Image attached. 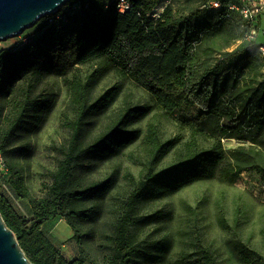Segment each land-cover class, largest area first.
<instances>
[{"label":"trees","instance_id":"1","mask_svg":"<svg viewBox=\"0 0 264 264\" xmlns=\"http://www.w3.org/2000/svg\"><path fill=\"white\" fill-rule=\"evenodd\" d=\"M131 3V9L122 14L118 12L115 0H72L54 15L41 18L38 32L27 43L0 50V153L3 157L23 136L35 133L53 109L55 94L37 92V86L46 77L65 76L78 64L100 61L85 78L74 76L68 83L69 102L76 118L67 122L72 133L48 195L35 199L28 195L20 177L16 180L13 175L10 179L13 189L21 197L30 198L34 206L33 217L28 219L20 215L10 198L0 192V211L27 256L36 264L86 263L83 257L67 259L45 234L43 226L61 215L73 229H78L77 220L86 222L95 217L97 211L94 207H85V202L102 199L114 187L115 178L108 176L78 189L72 188L75 163L84 159L105 160L121 153L138 137L137 130L127 127L149 111L147 106L128 107L92 141H81L84 121L103 113L119 94V88L114 86L93 103L88 101L95 83L111 69L117 68L135 78L168 113L194 109L192 118L196 123L210 124L223 135L241 140L257 142L263 134L264 85L248 92L237 107L228 108L224 103L227 87L221 65L205 72L195 67V44L203 32L224 27L232 35L242 38L237 20L202 6L215 18L194 24L193 19L198 13L176 16L169 4L160 10L164 0H149L150 7L144 5L145 0H131ZM58 14L63 18L50 22V18ZM245 42L250 50L248 61L258 58L255 45ZM243 71V67L236 65L230 68L229 76L238 81ZM176 142L175 139L162 142L153 125L144 139L155 163ZM223 157L222 150L197 151L192 145L182 160L159 171L146 172L123 205V212L110 236L112 251L102 264H129L136 250L129 232L136 203L173 194L207 177L211 163ZM12 167L15 174L14 165ZM244 171H255L264 180V167L257 163L238 167L227 176L234 181ZM157 248L156 253L144 251L145 256L155 261L163 260L167 251L165 242L158 241ZM205 258L207 264H215L210 254Z\"/></svg>","mask_w":264,"mask_h":264},{"label":"rangeland","instance_id":"2","mask_svg":"<svg viewBox=\"0 0 264 264\" xmlns=\"http://www.w3.org/2000/svg\"><path fill=\"white\" fill-rule=\"evenodd\" d=\"M204 2L171 0L169 7L176 16L198 13L193 23L200 24L215 18L202 8ZM144 5L150 7L149 0ZM40 26L38 21L21 35L0 41V48L27 43ZM245 43V39L220 27L204 31L195 44V67L200 72L217 65L224 69V103L228 108L237 107L248 92L264 85V59L253 57L248 61L250 50ZM99 62L78 64L65 76L46 77L37 86V92L55 94L53 109L35 133L23 136L4 153L8 168L0 165V192L10 198L25 218L33 217L34 206L29 197H21L13 189L10 179L13 175L16 180L20 177L28 195L35 199L48 195L72 133L67 122L76 118L69 102L68 83L74 76L85 78ZM236 65L244 68L238 81L229 76L230 68ZM114 86L119 88V94L103 113L84 121L80 139L92 141L128 107L147 106L148 113L127 127L137 130L138 137L114 157L75 163L72 188L108 176H113L116 183L102 199L85 202V207H94L97 212L92 220H77L78 229H73L61 215L46 222L43 227L49 239L69 260L83 257L85 264H102L112 251L110 236L114 224L137 181L149 170L159 171L182 160L194 145L197 151L222 150L224 157L211 163L207 177L173 194L134 205L129 232L136 250L129 264H207L206 254L211 255L215 264H264V180L255 171H244L234 181L227 176L228 172L251 163L264 167V131L257 142L241 140L223 135L210 124L196 123L192 118L194 109L168 113L146 87L117 68L95 83L88 94L89 103ZM152 125L162 142L177 141L156 163L144 143ZM158 241L167 246L163 260L147 258L144 251L156 253Z\"/></svg>","mask_w":264,"mask_h":264},{"label":"water","instance_id":"3","mask_svg":"<svg viewBox=\"0 0 264 264\" xmlns=\"http://www.w3.org/2000/svg\"><path fill=\"white\" fill-rule=\"evenodd\" d=\"M70 1L72 0H0V41L21 35L41 18L57 13ZM0 264H36L27 256L1 211Z\"/></svg>","mask_w":264,"mask_h":264},{"label":"built area","instance_id":"4","mask_svg":"<svg viewBox=\"0 0 264 264\" xmlns=\"http://www.w3.org/2000/svg\"><path fill=\"white\" fill-rule=\"evenodd\" d=\"M115 1L119 13L124 14L132 7L131 0ZM170 1L164 0L160 10H163L165 5L170 4ZM203 7L219 13L223 12V17L237 20L243 33L242 38L253 43L259 57L264 59V0H207ZM155 15L157 16L158 14ZM62 18V14H58L56 17H51L50 22L59 21ZM0 165L3 168H8L1 153Z\"/></svg>","mask_w":264,"mask_h":264},{"label":"crops","instance_id":"5","mask_svg":"<svg viewBox=\"0 0 264 264\" xmlns=\"http://www.w3.org/2000/svg\"><path fill=\"white\" fill-rule=\"evenodd\" d=\"M4 48H8V47H4ZM3 48H0V50H2Z\"/></svg>","mask_w":264,"mask_h":264}]
</instances>
